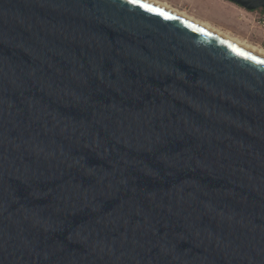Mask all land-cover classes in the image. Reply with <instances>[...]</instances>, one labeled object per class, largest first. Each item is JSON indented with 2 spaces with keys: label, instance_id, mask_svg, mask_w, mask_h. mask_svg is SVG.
<instances>
[{
  "label": "water",
  "instance_id": "1",
  "mask_svg": "<svg viewBox=\"0 0 264 264\" xmlns=\"http://www.w3.org/2000/svg\"><path fill=\"white\" fill-rule=\"evenodd\" d=\"M143 3L0 0V264H264V59Z\"/></svg>",
  "mask_w": 264,
  "mask_h": 264
},
{
  "label": "rangeland",
  "instance_id": "2",
  "mask_svg": "<svg viewBox=\"0 0 264 264\" xmlns=\"http://www.w3.org/2000/svg\"><path fill=\"white\" fill-rule=\"evenodd\" d=\"M197 19L264 48L262 9L247 10L228 0H159Z\"/></svg>",
  "mask_w": 264,
  "mask_h": 264
},
{
  "label": "bare ground",
  "instance_id": "3",
  "mask_svg": "<svg viewBox=\"0 0 264 264\" xmlns=\"http://www.w3.org/2000/svg\"><path fill=\"white\" fill-rule=\"evenodd\" d=\"M149 3H152L158 7H161L231 43H233L234 45L250 52V53H253L261 58L264 59V48L258 46V45H255V44H252V43H249V42H246L245 40H242L238 37H234L232 35H230L229 33H226L224 31H221L220 29L212 26L211 24H209L208 22H205V21H202L200 19H197L191 15H188L186 14L185 12L181 11V10H178L174 7H172L170 4H168L167 2H164V1H159V0H145Z\"/></svg>",
  "mask_w": 264,
  "mask_h": 264
},
{
  "label": "snow or ice",
  "instance_id": "4",
  "mask_svg": "<svg viewBox=\"0 0 264 264\" xmlns=\"http://www.w3.org/2000/svg\"><path fill=\"white\" fill-rule=\"evenodd\" d=\"M129 2L133 3V4H136V5H139V6H143L146 9H149V10H152V11H159L158 9L150 8V6L147 3H143V0H129ZM161 14L167 15L166 13H161ZM261 62L264 63V61H261Z\"/></svg>",
  "mask_w": 264,
  "mask_h": 264
}]
</instances>
